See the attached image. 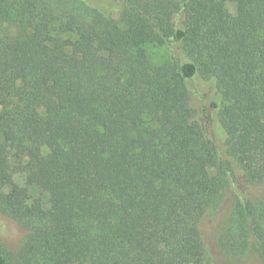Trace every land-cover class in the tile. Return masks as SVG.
Masks as SVG:
<instances>
[{"label":"trees","instance_id":"trees-1","mask_svg":"<svg viewBox=\"0 0 264 264\" xmlns=\"http://www.w3.org/2000/svg\"><path fill=\"white\" fill-rule=\"evenodd\" d=\"M263 184L264 0H0V264H214L229 189L264 264Z\"/></svg>","mask_w":264,"mask_h":264},{"label":"rangeland","instance_id":"rangeland-1","mask_svg":"<svg viewBox=\"0 0 264 264\" xmlns=\"http://www.w3.org/2000/svg\"><path fill=\"white\" fill-rule=\"evenodd\" d=\"M227 7L231 12L233 13L236 12V7L234 4L228 3ZM11 32H14V30H11ZM71 37L74 38L75 35L73 34L71 35ZM146 49H147V53L151 61L153 62H161L165 58H167V52L163 46L149 44L146 46ZM196 102L199 106L200 101L198 97L196 99ZM237 187L242 190H246V188H248L241 179L239 180ZM253 191L264 192V184L262 186L253 188ZM38 193L39 192L37 191L34 193V195H37ZM233 200H234L233 189H229L226 193L224 200L222 201L218 210L216 211V213L213 216L206 218L202 222V225H201L204 238H205V242L207 244L209 253L211 254L214 264H239V262L228 261L227 257L222 253L220 247L218 246V242H217V235H218L219 229L221 228L222 224L227 219V215L232 207ZM12 228H13V236L18 237L19 229L16 226H13ZM16 241L17 240L15 238L14 239L10 238V241L8 242V244L10 246L15 245Z\"/></svg>","mask_w":264,"mask_h":264}]
</instances>
